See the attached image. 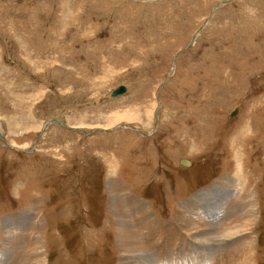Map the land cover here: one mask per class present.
<instances>
[{"label": "rangeland", "instance_id": "374dc122", "mask_svg": "<svg viewBox=\"0 0 264 264\" xmlns=\"http://www.w3.org/2000/svg\"><path fill=\"white\" fill-rule=\"evenodd\" d=\"M0 264H264V0H0Z\"/></svg>", "mask_w": 264, "mask_h": 264}, {"label": "water", "instance_id": "95a60500", "mask_svg": "<svg viewBox=\"0 0 264 264\" xmlns=\"http://www.w3.org/2000/svg\"><path fill=\"white\" fill-rule=\"evenodd\" d=\"M126 92V86L125 85H120L117 88L113 89L111 92V96H117L119 94H123ZM235 111L232 113L234 114Z\"/></svg>", "mask_w": 264, "mask_h": 264}, {"label": "bare ground", "instance_id": "6f19581e", "mask_svg": "<svg viewBox=\"0 0 264 264\" xmlns=\"http://www.w3.org/2000/svg\"><path fill=\"white\" fill-rule=\"evenodd\" d=\"M126 91H127V88H126ZM124 94V93H123ZM119 95H122V94H119ZM119 95H117V96H119ZM110 96H111V93H110ZM111 97H113V96H111ZM114 97H116V96H114ZM27 118V117H26ZM118 118H121L120 117V115H119V117ZM20 119H22V118H20ZM130 119V118H129ZM134 119V118H133ZM15 124V123H14ZM14 126V125H13ZM16 126V125H15ZM14 128V127H13ZM17 131V130H16ZM183 163H185V164H187L188 162L186 161V160H184V162ZM201 195H203V194H200V196ZM186 203H188V204H190V201L189 202H186ZM199 203V202H198ZM194 204V203H193ZM194 206V205H193ZM195 208V207H194ZM188 233V232H187ZM189 233H191V232H189ZM232 234V233H231ZM228 235H230V234H228ZM231 236V235H230ZM227 237V236H226Z\"/></svg>", "mask_w": 264, "mask_h": 264}]
</instances>
